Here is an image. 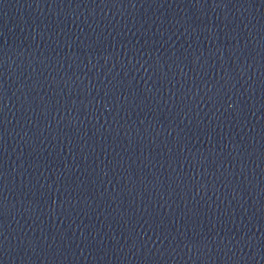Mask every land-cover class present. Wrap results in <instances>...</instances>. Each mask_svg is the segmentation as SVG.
I'll list each match as a JSON object with an SVG mask.
<instances>
[{
    "label": "water",
    "instance_id": "95a60500",
    "mask_svg": "<svg viewBox=\"0 0 264 264\" xmlns=\"http://www.w3.org/2000/svg\"><path fill=\"white\" fill-rule=\"evenodd\" d=\"M0 264H264V0H0Z\"/></svg>",
    "mask_w": 264,
    "mask_h": 264
}]
</instances>
